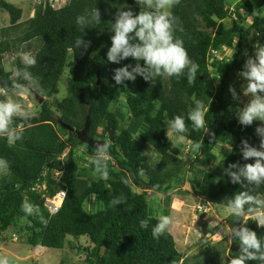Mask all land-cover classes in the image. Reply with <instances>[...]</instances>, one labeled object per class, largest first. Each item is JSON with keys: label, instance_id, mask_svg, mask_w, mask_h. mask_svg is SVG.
Listing matches in <instances>:
<instances>
[{"label": "trees", "instance_id": "16d2710c", "mask_svg": "<svg viewBox=\"0 0 264 264\" xmlns=\"http://www.w3.org/2000/svg\"><path fill=\"white\" fill-rule=\"evenodd\" d=\"M50 1L33 4L32 16L22 23L21 9L3 1L0 7L9 17V27L0 31L4 37L0 41V91H17V83L31 89V81L39 95L50 99L58 94V83L67 73V95L62 101L52 105L43 102L36 116L13 117L10 130L21 133L14 143L0 136V160L4 162L0 164L4 171L0 176L1 237L10 240L7 230L18 234L17 224L23 221L22 241L31 248L61 251L67 237L87 238L92 247L83 249L86 256L82 264H187L169 228L158 239L153 237L152 228L160 216L149 207L147 192L155 203L163 204L158 205L163 208L162 215H167L171 203L169 192L184 182L191 185L203 205L227 208L242 192L264 200V183L257 186L243 176L233 181L230 175L255 163L256 158L243 157L245 143L248 148L261 150L264 135L257 128H264V124L254 121L250 126L240 125L241 109L229 91L237 90V76L246 71L244 65L254 56V46L264 44V0H178L171 11L183 31L176 35L198 65L197 79L190 83L186 69L180 77H156L153 82L137 77L121 85L112 79L114 70L129 64L134 67L135 61L127 58L119 64L109 63L106 53L118 8L138 12L135 0H68L58 7ZM94 8L100 13V24L81 32L76 17ZM254 10L260 14L252 16ZM18 30L21 35L15 40L7 39L10 32ZM79 37L90 42L87 48L75 46ZM33 41L39 43L35 66L25 67L16 59L13 78L4 68L3 56L12 44ZM227 51L230 57H226ZM197 100L206 112L205 127L192 130L187 116ZM177 115L184 116L189 127L185 144H181L186 155L167 137L168 122ZM86 122V137L106 143L110 161L104 162L97 151L62 126L81 131ZM145 146L159 156L155 167L144 158ZM220 146L227 152L218 160L216 150ZM82 148L93 161L106 164L107 179L96 171L95 163L80 171L76 150ZM232 164L237 167L229 168ZM211 167L213 170L207 171ZM37 185H42L44 192L35 191ZM61 191L64 200L51 217L43 200ZM24 203L31 206L30 213L23 210ZM248 207L245 205V213ZM141 221L148 222L147 228L140 227ZM232 221V230L246 226L264 238V227L251 218L242 221L235 216ZM239 254V241L233 232L225 264ZM195 264L220 263L212 258Z\"/></svg>", "mask_w": 264, "mask_h": 264}, {"label": "clouds", "instance_id": "9594fccd", "mask_svg": "<svg viewBox=\"0 0 264 264\" xmlns=\"http://www.w3.org/2000/svg\"><path fill=\"white\" fill-rule=\"evenodd\" d=\"M135 3L139 5L140 10L138 12L134 13L130 8L125 10V6L120 7L114 17V23L111 24L113 35L111 36V46L106 53L107 61L113 64H119L127 58H132L135 61L134 67L129 64L114 70L112 79L115 84L121 85L123 81H135L137 77H141L146 82H153L156 77H180L185 75L186 69L188 81L194 82L197 79L198 65L189 58L184 41L176 35L178 31H183V28L179 18L173 15L171 11L178 0H135ZM141 6L144 10H141ZM259 14L260 10L258 12L254 10L251 15ZM75 22L83 32L100 24V13L96 8L86 10L76 17ZM89 43L79 37L75 41V46L87 48ZM254 49V56L249 57L244 65L246 71L240 73V76L247 81L244 94L251 96L247 105L238 112V122L242 126H250L254 121L264 124V44L258 43ZM21 59L28 67L36 64L35 57L30 54H23ZM15 87L18 96L28 97L32 95V90L23 84L17 83ZM229 91L235 99V89L230 88ZM20 115L28 116L31 113L17 100L0 101V136L5 137L9 143H14L21 138V133L10 130L13 117ZM205 115L202 102L195 101L194 107L187 116V120L191 122L192 130H200L205 127ZM168 130L178 142H183L189 132L185 117L177 115L171 119L168 122ZM257 132L264 135V128H257ZM242 143L245 142L242 141ZM195 147L199 148L200 145L196 144ZM260 147L261 150L258 151L254 148H248L245 143L246 150L243 152V157L245 159L256 158V160L254 164L245 165L238 174L230 173L233 181H237L243 176L248 182L257 186L264 183V163H262L264 162V141ZM97 155L102 156L105 161L111 158L106 145L97 148ZM222 158L224 159L223 155ZM3 163L0 160V164ZM94 163L96 164V171L100 173L103 179H107L106 164L99 159H96ZM235 167H237L235 164L229 165V168ZM34 190L39 193L44 192L42 185L35 186ZM56 196L57 194L48 200L51 201ZM45 201L43 200V205L47 209ZM114 202L119 203L120 201ZM245 205L249 206L247 213H245ZM22 208L25 212L30 213L32 211L31 206L27 203H24ZM227 213L237 217L248 215L258 226L264 227V200L256 199L247 192L238 194L228 204ZM48 214L51 217L56 215ZM171 223L169 216L161 215L152 228L153 237L158 239L164 235ZM147 226V221H141V228H147ZM232 231L239 241L240 254L233 257L230 264H249L252 261H259L260 264H264V238L259 237L256 232L249 230L246 226L238 231L234 229ZM13 232V230L10 232L7 230L11 242L16 243L18 238L17 235L12 234ZM217 235L222 239V236ZM40 248L41 250L45 249L40 246L32 249ZM0 264H9L7 257L0 258Z\"/></svg>", "mask_w": 264, "mask_h": 264}, {"label": "rangeland", "instance_id": "374dc122", "mask_svg": "<svg viewBox=\"0 0 264 264\" xmlns=\"http://www.w3.org/2000/svg\"><path fill=\"white\" fill-rule=\"evenodd\" d=\"M4 3L11 4L22 10L21 23L27 21L33 14V0H2ZM0 1V4H3ZM236 2V0H231ZM38 3V1H36ZM62 3L59 1L57 5L52 4L54 7H58ZM226 25H230V21H226ZM9 27V17L8 14L3 12L0 8V31L4 28ZM19 35H21L20 30L16 32H10L7 39L15 40ZM3 36L0 34V41L3 40ZM39 48V43L33 41L27 44H12L10 52L3 56L4 68L6 71L11 72L12 77H16V67L15 61L18 59L22 62L21 56L23 54H30L35 56L36 51ZM226 57L231 56V52H225ZM23 63V62H22ZM23 65L26 67L23 63ZM66 78L67 73L65 72L58 83V94L50 99L45 96L39 95V89L34 86V84L29 81V85L32 90V95L28 97H21L17 95L16 90L11 92L0 91V101L3 100H17L31 113V115L25 116H14V117H32L36 116L40 110L39 100L43 102H48L52 105L53 101H62L66 95ZM237 90L236 98L233 99L237 105L242 110L247 103L250 101L251 96L245 95V89L247 81L242 76H237ZM55 111V109H54ZM55 116L59 117L60 113L55 111ZM100 133V130H98ZM167 137L171 142L177 147H181L183 150L185 146L184 142H178L176 137H174L170 132H168ZM98 141V140H95ZM84 149L76 150L78 156L76 161L80 171L82 169L88 168L92 163H94V158L89 157L83 153ZM227 152L226 147H218L216 150V156L218 160L221 158V154ZM187 151L183 150V155H186ZM65 156V154H64ZM76 156V154H75ZM144 158L150 163L152 167H155L159 162V156L153 151L152 148L144 147ZM66 159V158H65ZM213 167L207 169V171H212ZM4 173L0 169V176ZM55 176H59L56 174ZM96 172H94V177ZM135 191H138L134 189ZM170 206L167 211V215L171 218V225L169 226V232L175 241L176 248L181 254L182 259L187 261V264H195L197 261H208L209 259L214 260V263L225 264L231 246V235L232 229L229 224L230 221L235 218V215H229L227 213V208L216 206L212 204H205L199 197L195 196L191 191V185L184 182L183 184H177L169 192ZM161 197L159 201L162 199ZM147 199L149 207L157 213V217L163 214V208L158 207V205L163 206L162 203H155L157 201L153 200L152 194L147 192ZM157 204V205H156ZM242 221H245L249 217L246 215L240 216ZM234 223V222H233ZM24 225L23 221L18 222L16 231L19 230V235H17V242L11 243L10 240H5L6 238L1 237L0 233V258L7 257L9 264H82L85 259L86 252L83 249H91L92 245L87 238L73 239L71 237L66 238V245L63 250H41L32 249L31 247L25 245L22 239L25 237L24 232L21 230ZM12 229H9L10 232ZM9 234V233H7ZM26 234V232H25ZM219 234L222 239L218 237ZM8 236V235H7ZM19 237H22L19 239ZM223 254L222 256H219ZM182 260V261H183Z\"/></svg>", "mask_w": 264, "mask_h": 264}, {"label": "water", "instance_id": "95a60500", "mask_svg": "<svg viewBox=\"0 0 264 264\" xmlns=\"http://www.w3.org/2000/svg\"><path fill=\"white\" fill-rule=\"evenodd\" d=\"M0 7H2V4H0ZM96 85L99 86L100 85V81L97 79V82H96ZM39 103L41 104L42 101H39ZM65 129H68L69 132L71 133H75L76 137L78 138V140L81 141V143H83L84 145L88 146L90 149L92 150H96L97 151V148L99 146H104L106 145V143L104 142H97V141H94V140H91L89 138L86 137V133H87V130H88V122H86L83 130L81 131H75L71 128H69L68 126L66 125H62Z\"/></svg>", "mask_w": 264, "mask_h": 264}, {"label": "built area", "instance_id": "2783aa9c", "mask_svg": "<svg viewBox=\"0 0 264 264\" xmlns=\"http://www.w3.org/2000/svg\"><path fill=\"white\" fill-rule=\"evenodd\" d=\"M36 1H38V3L41 1V0H35V2ZM45 1H47V0H45ZM50 1V0H49ZM59 1L61 2V3H65L66 1H68V0H53L52 1V4H55V5H57L58 3H59ZM51 2V1H50ZM37 3V2H36ZM212 55L213 56H217V54L215 53V52H212ZM63 199H64V193H58L57 194V196L53 199V200H46L45 201V206L47 207V209H49V208H51V210H50V215H54V214H56L57 212H58V210H59V207H60V205H61V203H62V201H63ZM59 206V207H58Z\"/></svg>", "mask_w": 264, "mask_h": 264}, {"label": "bare ground", "instance_id": "6f19581e", "mask_svg": "<svg viewBox=\"0 0 264 264\" xmlns=\"http://www.w3.org/2000/svg\"><path fill=\"white\" fill-rule=\"evenodd\" d=\"M34 1H35V0H34ZM35 3H36V2H35ZM39 101H41V100H39ZM39 101H38V103H39ZM39 104H40V103H39ZM41 104H42V103H41ZM41 104H40V105H41ZM79 141H80V140H79ZM80 142H81V141H80ZM82 144H83V143H82ZM94 151H96V150H94ZM99 157L102 158L104 162H106V161H110V159L105 161L104 158H103L102 156H99ZM58 193H59V192H58ZM58 193H57V194H58ZM45 200H48V199H45ZM61 204H62V203H61ZM58 207H59V206H58ZM60 207H61V205H60ZM50 210H51V208L48 209V213L50 212ZM248 217H249V216H248ZM249 218H250V217H249ZM40 249H41V248H40Z\"/></svg>", "mask_w": 264, "mask_h": 264}]
</instances>
